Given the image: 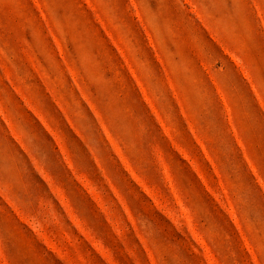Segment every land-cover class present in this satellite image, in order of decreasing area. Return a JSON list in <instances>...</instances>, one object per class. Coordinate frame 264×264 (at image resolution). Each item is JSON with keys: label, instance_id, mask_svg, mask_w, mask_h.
<instances>
[{"label": "rangeland", "instance_id": "rangeland-1", "mask_svg": "<svg viewBox=\"0 0 264 264\" xmlns=\"http://www.w3.org/2000/svg\"><path fill=\"white\" fill-rule=\"evenodd\" d=\"M0 264H264V0H0Z\"/></svg>", "mask_w": 264, "mask_h": 264}]
</instances>
